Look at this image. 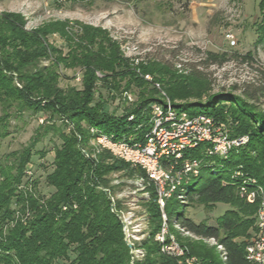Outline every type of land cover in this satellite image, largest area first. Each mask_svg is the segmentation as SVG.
Returning a JSON list of instances; mask_svg holds the SVG:
<instances>
[{
	"label": "trees",
	"instance_id": "1",
	"mask_svg": "<svg viewBox=\"0 0 264 264\" xmlns=\"http://www.w3.org/2000/svg\"><path fill=\"white\" fill-rule=\"evenodd\" d=\"M258 8L261 16L257 29L259 39L264 40V0L258 2ZM74 31L76 40L71 35ZM74 31L58 21L26 29L21 15L0 11V141L11 133L12 118H20L26 111L47 114L45 123L36 128L27 145L7 154V161L0 159V264H130L132 255L123 239L121 222L111 211L102 186L108 187L112 172L133 177L136 171L107 151L100 152L96 161L89 159L82 148L92 137L89 126L115 139L140 123L143 125L139 131L147 130L143 122L147 121L149 104L162 102L154 82L178 109L227 122L230 137L247 136V141L233 147L225 159L216 158L222 164L219 171L209 170L201 182H193L185 189V201L180 202L183 207L199 203L209 208L223 202L230 209L217 217L215 224L196 222L183 212L175 213L174 193L164 206L169 231L202 264H253L245 258V247L256 230L257 203L238 196V182L230 180V173L240 165L264 186V70L260 71L262 82L258 87L242 88L241 94L217 92L204 101L176 103L174 99L200 94L190 91L187 85L175 87L170 78V85L164 86L161 81L168 72L163 68L169 70L164 61L140 58L133 63L119 54L100 29L85 25ZM54 33L64 38L68 49L65 53L50 42ZM247 57L252 58L250 51L243 55ZM156 64L161 66L157 69L161 78L154 76ZM65 69L75 70L71 78L80 73V88L58 84L59 78H70ZM145 74H153L151 80L145 79ZM191 74L201 78L198 71ZM133 84L139 88L138 99L120 115L104 108L100 93L95 100L98 86L111 97L119 94L127 100L123 95ZM148 84L151 88L146 92ZM130 114L133 120L128 119ZM48 134L61 143L53 145V159L44 177L51 191L44 195L39 191L31 160L35 145ZM202 148L200 145L191 153L200 156ZM115 188L116 185L111 187L113 191ZM141 205L149 212V237L143 242L145 255L138 264H178L177 258L159 251L153 238L162 222L153 194ZM175 223L199 239L183 237ZM209 237H215L225 247V262L215 247L202 240Z\"/></svg>",
	"mask_w": 264,
	"mask_h": 264
},
{
	"label": "rangeland",
	"instance_id": "2",
	"mask_svg": "<svg viewBox=\"0 0 264 264\" xmlns=\"http://www.w3.org/2000/svg\"><path fill=\"white\" fill-rule=\"evenodd\" d=\"M259 1L0 0V11H11L21 15L26 29H37L57 21L65 22L67 26L72 27V31L78 26L85 25L98 28L102 31L101 35L108 42L114 43L119 54L128 58L129 61L137 63L140 58L164 61L169 65V70L163 68L169 76L166 75L167 77L162 79L164 86L170 85L167 82L170 78L175 87L187 85L190 91L200 94L198 97L174 99L176 103H179L196 99L204 101L210 94L217 92L241 94L242 88L252 89L258 87L260 81L262 82L260 71L264 70V40L259 39L257 29L261 16L258 8ZM73 33L71 35L76 40L77 33L75 31ZM49 39L50 42L61 47L64 53L68 50L64 38L57 33L52 34ZM249 51L252 58H243V55ZM208 53L216 54V57H209ZM214 59L216 62H212ZM153 67L156 73L154 76L161 78V73L157 72L161 66L156 64ZM195 71L199 72L201 78L193 77L191 73ZM74 73L73 69H65L66 76L70 78H59L58 84L63 88L67 85L80 88V78L77 79L80 73H76V77L71 78ZM148 75L152 77L153 74ZM150 88L151 85L148 84L146 92ZM138 91L139 88L133 84L128 92L131 100L127 98L124 100L119 94L111 97L106 89L98 86L95 100L98 99V93H100L105 101L104 108L120 115L131 106L133 101L138 99ZM46 118V113L32 114L29 111L24 112L20 118H12L11 133L0 141V159L3 162L7 161L5 160L7 154L27 145L36 128L44 124ZM143 123L147 121L144 120ZM147 125L148 129L152 124ZM142 134V131L137 132L139 139ZM60 143L59 139L48 134L33 149L32 172L34 171L37 177L39 191L44 195L51 191L44 177L53 159V145H60ZM83 148H88V145H83ZM41 151H46L43 156L40 155ZM240 171L243 173V178L254 179L255 183L264 189V186L248 171L243 168H240ZM208 172L209 168H202L200 176L192 178L188 184H185V187L189 189L193 182H201ZM108 176L111 179L117 177L125 181L121 186L116 185V192L134 191L131 177H127L123 172H112ZM112 186L108 185V187ZM237 194L244 199L238 188ZM124 199L126 200H122L124 202L121 205L124 208L123 212H126L132 206L130 203L125 204L130 198ZM174 208L175 213L183 212L196 222L204 220L209 224H215L216 218L226 209H230V205L217 202L212 208L199 203L183 207L175 199ZM133 211L135 213L133 226L139 224L146 230H144L145 233L149 232L147 208L143 205L135 206ZM255 214L256 211L254 216ZM132 228L136 229V227ZM144 255L134 254L130 264L140 263Z\"/></svg>",
	"mask_w": 264,
	"mask_h": 264
},
{
	"label": "built area",
	"instance_id": "3",
	"mask_svg": "<svg viewBox=\"0 0 264 264\" xmlns=\"http://www.w3.org/2000/svg\"><path fill=\"white\" fill-rule=\"evenodd\" d=\"M96 75L101 76V73L96 71ZM79 78L80 76L77 79ZM144 78L151 80L148 74H145ZM153 85L160 90L162 102L153 101L149 104L146 124L152 125L143 132L141 139H138L135 132L139 131L143 125L141 123L132 128V133L123 134L118 139L95 126H89L92 137L88 141V148H82V152L89 159L96 161L100 152L107 151L136 171V174L130 178L134 191L116 192L111 187L102 186V190L110 200L111 211L121 222L123 239L132 257L134 254L144 255L143 242L149 237V232L145 233L146 230L139 224L133 226L132 221L135 220L133 207L141 206L142 202L150 200L153 194L162 218L161 226L153 236L159 251L177 258L178 264H202L199 258L190 254L188 247L179 242L175 234L169 231L164 211L165 203L174 193L176 200L184 202L185 184L197 177L202 168H209L213 173L219 171L222 164L217 162L216 158L225 159L233 147L247 141V136L230 137L227 122L203 113L189 114L185 110L178 109L161 90L158 82H154ZM123 96L131 100L128 92ZM133 118V114L128 116L129 120ZM200 145H203L200 156L191 153ZM240 168L238 166L231 171L230 180L233 183L238 182L237 188L248 203H257L256 230L246 244L245 258L253 264H264V189L257 185L254 179L243 178ZM122 182L125 183L123 179L116 177L111 179L110 184L114 186ZM124 198H130L125 204L130 203L132 206L126 212H123L122 207L124 202L122 200H126ZM118 202L122 205L117 206ZM174 226L182 232L181 235L190 239H199L178 224L175 223ZM202 240L209 246L215 247L222 262L227 260L225 247L215 237L202 238Z\"/></svg>",
	"mask_w": 264,
	"mask_h": 264
}]
</instances>
